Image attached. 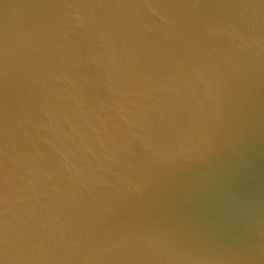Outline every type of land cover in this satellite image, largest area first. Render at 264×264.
I'll return each instance as SVG.
<instances>
[{
	"label": "water",
	"instance_id": "95a60500",
	"mask_svg": "<svg viewBox=\"0 0 264 264\" xmlns=\"http://www.w3.org/2000/svg\"><path fill=\"white\" fill-rule=\"evenodd\" d=\"M0 148V264H264V0H0Z\"/></svg>",
	"mask_w": 264,
	"mask_h": 264
},
{
	"label": "snow or ice",
	"instance_id": "6c2138e0",
	"mask_svg": "<svg viewBox=\"0 0 264 264\" xmlns=\"http://www.w3.org/2000/svg\"><path fill=\"white\" fill-rule=\"evenodd\" d=\"M9 164L5 158L3 149L0 148V250L8 243V234L6 230V217L4 215L3 205L7 202L8 182H9ZM30 241L27 238H21L20 244L23 249L27 250Z\"/></svg>",
	"mask_w": 264,
	"mask_h": 264
}]
</instances>
